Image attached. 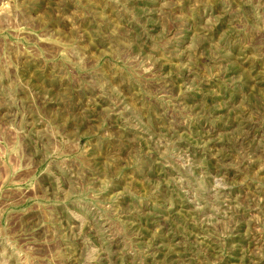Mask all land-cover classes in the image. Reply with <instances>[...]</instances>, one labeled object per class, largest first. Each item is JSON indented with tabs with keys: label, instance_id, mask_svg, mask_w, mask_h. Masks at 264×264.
Masks as SVG:
<instances>
[{
	"label": "rangeland",
	"instance_id": "374dc122",
	"mask_svg": "<svg viewBox=\"0 0 264 264\" xmlns=\"http://www.w3.org/2000/svg\"><path fill=\"white\" fill-rule=\"evenodd\" d=\"M0 264H264V0H0Z\"/></svg>",
	"mask_w": 264,
	"mask_h": 264
}]
</instances>
